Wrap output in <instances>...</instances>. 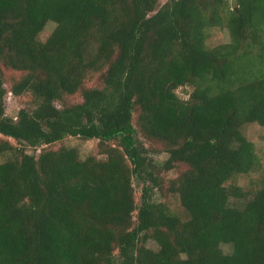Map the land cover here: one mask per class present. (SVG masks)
Here are the masks:
<instances>
[{"label":"trees","instance_id":"16d2710c","mask_svg":"<svg viewBox=\"0 0 264 264\" xmlns=\"http://www.w3.org/2000/svg\"><path fill=\"white\" fill-rule=\"evenodd\" d=\"M235 1L0 0V264H264V173L238 183L260 167L241 127L264 125V0ZM8 91L33 106L8 116ZM68 136L104 156L53 147Z\"/></svg>","mask_w":264,"mask_h":264},{"label":"rangeland","instance_id":"374dc122","mask_svg":"<svg viewBox=\"0 0 264 264\" xmlns=\"http://www.w3.org/2000/svg\"><path fill=\"white\" fill-rule=\"evenodd\" d=\"M164 1L165 0H159V2L161 3ZM229 2L231 6L235 8L236 10V8L238 7L236 5V1L229 0ZM54 25L55 23L53 21L47 22L45 25V29L43 30V32H41V34L39 35V38L41 40H44L49 35ZM229 41H230V36L226 29H223V30L215 29L212 36L208 40V44L215 45L219 43H227ZM259 51H260V46L257 45L254 47V49H252L251 52L256 54V53H259ZM20 74H23V73H21L20 71L12 70V69H7V68L4 69V75L6 78L5 87L9 89L12 79L19 77ZM99 76L100 74L98 73L94 74L91 78L85 81L84 85L86 87L87 86L88 87L100 86L101 82H100ZM191 90H192L191 86L185 85V86L178 87L176 89V93L183 99V98L188 97ZM80 100H81V94L79 92L74 95L65 97V101L67 103H75V102H79ZM32 106H33V101H32V96L30 93H23L22 95L15 96V95H12L11 92L8 91L5 96L6 114L13 118H16V114L20 108L22 107L31 108ZM136 117H137V112H134L133 123L135 127H138L136 125L137 123ZM241 131L248 140L254 143V146L256 148V153L258 155L259 162H260V167L258 168L257 173H252L251 175L247 177H240L238 179L239 184H242L245 189L251 190L255 187V182L258 183L260 180L259 173H264V125H260L256 122L245 123L241 127ZM137 137L148 148L149 155L152 158H154V161L159 164L162 163V161L167 157L164 143L156 139L155 140L146 139L140 134H138ZM11 140L12 142L15 143L13 139ZM97 142H98L97 139H82L79 137L68 136L64 138L62 141L56 142L55 144H53V147L56 148L60 146L61 144H64L66 146L74 147L77 150L79 156L82 158H85L90 155H93L96 158L97 157L102 158L104 155L99 153ZM29 151L31 152L32 149H29ZM0 160H2V155H0ZM182 168L183 166H179L178 168H173L170 171L164 172L163 177H164L165 185H166V182L168 183L169 179L176 177V175L180 173ZM163 192H158L155 194V196L158 199L166 202V204L169 206V208L173 212L179 214L180 216H183V208L180 205L179 200L176 197V195L173 194L172 192H165V191ZM139 195H140V191H139L138 185L136 184L135 185V198L137 201L139 200ZM148 245L153 246V242L150 241ZM222 249L225 252H228L230 250V246L227 244H222Z\"/></svg>","mask_w":264,"mask_h":264},{"label":"water","instance_id":"95a60500","mask_svg":"<svg viewBox=\"0 0 264 264\" xmlns=\"http://www.w3.org/2000/svg\"><path fill=\"white\" fill-rule=\"evenodd\" d=\"M236 10H237V8H236Z\"/></svg>","mask_w":264,"mask_h":264}]
</instances>
